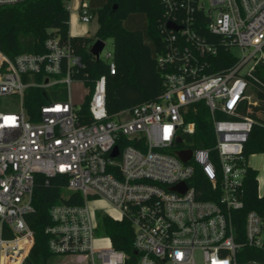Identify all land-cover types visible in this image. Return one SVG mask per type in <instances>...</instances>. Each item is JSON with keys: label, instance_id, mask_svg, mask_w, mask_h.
I'll return each mask as SVG.
<instances>
[{"label": "built area", "instance_id": "obj_1", "mask_svg": "<svg viewBox=\"0 0 264 264\" xmlns=\"http://www.w3.org/2000/svg\"><path fill=\"white\" fill-rule=\"evenodd\" d=\"M28 0H0V7ZM71 0L67 7L71 11ZM78 18L98 16L88 1L74 0ZM164 50L157 63L164 89L152 101L110 118L107 77L101 75L89 100L92 122L81 123L70 94L82 57L59 36L44 53L14 57L0 50V100L15 96V110L0 109V264H26L35 243L26 216L35 211V175L68 178L82 205L58 203L45 228L52 256L87 264H123L126 255L94 223L90 199L108 202L114 220L134 229L139 264H264V213H244V182L252 168L244 152L255 120L242 114L256 104L247 90L264 88L255 75L264 50V0H161ZM169 22L178 30L167 27ZM204 27L237 58L222 73H209L218 46L197 32ZM234 47L241 54L233 52ZM105 48V46H104ZM100 52L110 74L113 52ZM95 57V56H94ZM65 85L67 98L41 105L33 121L25 107L29 87ZM89 92V90H88ZM204 101L214 131L211 147H191L196 123L188 107ZM221 112L226 117L217 118ZM124 140L135 144L120 146ZM186 143V145H182ZM118 147V155L112 152ZM191 150L183 161L178 153ZM175 186H177L175 188ZM105 243L99 247L96 241Z\"/></svg>", "mask_w": 264, "mask_h": 264}, {"label": "trees", "instance_id": "obj_2", "mask_svg": "<svg viewBox=\"0 0 264 264\" xmlns=\"http://www.w3.org/2000/svg\"><path fill=\"white\" fill-rule=\"evenodd\" d=\"M71 0H28L8 7H0V50L14 57L20 53H44L45 41L51 36H59L69 41L75 52L82 57L83 67L75 73L74 80L81 81L89 92L78 110L81 123L92 122L89 100L95 81L107 77L106 106L110 118L135 105L157 99L163 91L162 71L157 63L158 55L164 50L161 25L164 8L161 0H85L98 16L95 36L70 35L71 11L67 4ZM116 5V8L114 6ZM197 32L205 35L218 46V55L211 59L209 73H222L235 64L237 58L220 42L218 37L208 33L204 27ZM96 38L114 41L113 56L116 73L110 74L106 61L97 59L91 53ZM254 73L264 81V60L255 66ZM259 101H264V88H257ZM67 88L59 84L49 89L29 87L25 91V107L31 120L38 119L42 104L51 100H65ZM187 120L196 123V132L190 137L191 147H211L214 131L209 108L204 101L188 107ZM242 114L249 115L256 122L253 125L244 152L264 153V107L244 104ZM226 117L221 112L217 118ZM135 144L124 140L120 146ZM258 171L249 168L245 177L243 200L244 213L255 210L264 213V195L258 191ZM44 174L35 175L33 204L35 211L26 216L34 231L35 243L26 264H48L52 258L48 250V235L45 228L51 223L49 210L58 203L82 205L80 192L69 191L68 178L57 174L49 178ZM100 232L109 235L116 249L126 255L123 264H139L140 254L134 246V229L128 219L114 220L108 214L100 218ZM264 261V254L262 256Z\"/></svg>", "mask_w": 264, "mask_h": 264}, {"label": "rangeland", "instance_id": "obj_3", "mask_svg": "<svg viewBox=\"0 0 264 264\" xmlns=\"http://www.w3.org/2000/svg\"><path fill=\"white\" fill-rule=\"evenodd\" d=\"M98 27V19L94 18L90 22H82L78 18L77 8L75 7V1L71 2V19H70V30L72 33L86 36H94ZM97 39V38H96ZM114 50V41L112 38L105 40L104 52ZM233 52L237 55L241 54L239 48L234 47ZM264 52V50H263ZM101 59L106 61L102 56ZM248 95H250L251 100L255 101L258 99L257 91L253 88L247 90ZM71 100L75 108H80L85 100V96L88 94V88L81 81L74 80L70 85ZM15 96L9 98H2L0 100V109L15 110L18 107V103L15 100ZM258 106L264 107V101H258ZM186 145V143L182 144ZM249 165L258 169L259 173V194L264 195V153H254L250 154L248 157ZM89 207L93 216L94 223L98 222L100 224V218L105 213L115 214L112 206L102 200V199H90ZM100 231L97 235H100ZM105 245L103 241L97 240L96 246L99 247ZM48 264H87L85 260H78L76 257H63V256H52Z\"/></svg>", "mask_w": 264, "mask_h": 264}, {"label": "water", "instance_id": "obj_4", "mask_svg": "<svg viewBox=\"0 0 264 264\" xmlns=\"http://www.w3.org/2000/svg\"><path fill=\"white\" fill-rule=\"evenodd\" d=\"M114 8H116V5L114 6ZM167 27L170 28V29H174V30H178L179 29V26L174 24L173 22H169L167 24ZM105 46V41L100 39V38H97L92 46H91V53L93 56H95L97 59H99V56H100V52L102 51V49L104 48ZM118 155V147L115 146L113 152H112V156H117ZM179 157L183 160V161H187L190 156H191V150H182V151H179L178 153ZM177 186H175L176 188Z\"/></svg>", "mask_w": 264, "mask_h": 264}, {"label": "crops", "instance_id": "obj_5", "mask_svg": "<svg viewBox=\"0 0 264 264\" xmlns=\"http://www.w3.org/2000/svg\"><path fill=\"white\" fill-rule=\"evenodd\" d=\"M97 28H98V27H97ZM95 33H96V32H95ZM70 35H71V36H76V35H79V34L72 33L71 30H70ZM94 36H95V35H94ZM262 58H263V60H264V52H263V56H262ZM255 101H257V103H258L259 99L255 100ZM257 103H256V104H257ZM252 168H253V169H256V170L258 171L257 168H255V167H253V166H252ZM257 178H258V187H259V180H260V178H259V173H258ZM259 195H261V194H259Z\"/></svg>", "mask_w": 264, "mask_h": 264}]
</instances>
